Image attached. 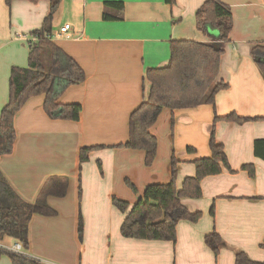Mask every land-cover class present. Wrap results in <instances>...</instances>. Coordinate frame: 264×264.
<instances>
[{
  "label": "crops",
  "instance_id": "obj_1",
  "mask_svg": "<svg viewBox=\"0 0 264 264\" xmlns=\"http://www.w3.org/2000/svg\"><path fill=\"white\" fill-rule=\"evenodd\" d=\"M105 1L63 0L53 25V31L71 25V37L55 42L86 71L85 81L60 98L82 105L80 119L54 118L44 108V94L31 97L15 116L12 152L0 157L3 174L28 202L37 200L50 176L69 179L65 196L48 197L56 214L37 213L31 219L25 253L40 264H236L240 251L264 262V160L254 154L255 140L264 138V119L218 121L213 127L216 114L264 117V76L251 54L256 43L264 42V0H221L234 15L219 74L229 87L217 93L215 105L163 108L150 128L158 139L151 165L143 149L122 145L129 137V118L148 97L146 70L169 62L173 39L210 40L196 28V12L206 0H175L173 5L118 0L125 3L122 21L103 19ZM49 12L48 0H13L11 5L0 0V115L9 101L11 69L28 66L29 40ZM226 127L230 132L219 137ZM213 128L233 171L225 168L203 178L202 196L183 199L192 212L202 211L201 218L181 219L175 241L125 237L126 213L114 198L132 206L148 185L169 183L173 156L180 188L186 176L195 175L193 160L211 155ZM84 146L94 147L81 162ZM189 146L196 152H188ZM246 163L255 165L253 176L242 169ZM213 231L222 239L218 253L205 240ZM0 264L13 263L0 255Z\"/></svg>",
  "mask_w": 264,
  "mask_h": 264
},
{
  "label": "trees",
  "instance_id": "obj_2",
  "mask_svg": "<svg viewBox=\"0 0 264 264\" xmlns=\"http://www.w3.org/2000/svg\"><path fill=\"white\" fill-rule=\"evenodd\" d=\"M11 5L13 0H5ZM39 1V0H29ZM50 12L43 26L34 31L38 41L30 43L29 63L26 67L13 66L10 75V96L0 115V157L12 152L16 140L15 116L31 97L44 94V108L54 118L77 121L80 119V103H63L62 94L71 86L86 79L82 65L62 46L46 37L52 32L55 19L63 0H48ZM173 5L175 0H165ZM125 3L118 0L104 2L103 19L122 21ZM196 28L209 37L208 41L194 39H173L171 56L166 65L150 67L145 72V80L150 84L148 97L135 108L129 118V137L122 145L133 149H143L146 163L151 165L157 154V137L150 128L157 121L163 108H195L202 104L215 105L216 95L227 89L229 83L220 74L221 58L225 45L231 41L234 28V15L229 4L221 0H206L196 12ZM217 31V35L210 30ZM251 54L264 76V42L256 43ZM264 117H245L230 112L215 115L218 121L244 123ZM213 128L210 134V156L193 160L196 166L194 176H187L179 188L176 183V158L173 156L172 180L169 183L148 185L143 195L132 206L129 202L114 198V204L126 213L121 232L125 237L148 240H176L177 223L181 219L198 221L202 211L192 212L183 202L184 198L202 196L201 180L209 175L219 174L223 169H231L223 143L215 137ZM94 146H84L80 150V161L89 159ZM188 152H195L193 146ZM254 154L264 160V138L254 142ZM242 169L255 174V165L246 163ZM127 183L136 190L133 183ZM69 187L66 176L52 175L44 183L35 202L24 200L0 169V240L9 238L20 240L24 247L29 244V224L34 214L55 215L48 202L50 195L65 196ZM131 206V207H130ZM213 212V211H212ZM207 244L219 252L222 239L216 231L205 238ZM1 255V254H0ZM13 264H40L29 255L10 254ZM236 264H264L254 261L244 251L236 255Z\"/></svg>",
  "mask_w": 264,
  "mask_h": 264
},
{
  "label": "built area",
  "instance_id": "obj_3",
  "mask_svg": "<svg viewBox=\"0 0 264 264\" xmlns=\"http://www.w3.org/2000/svg\"><path fill=\"white\" fill-rule=\"evenodd\" d=\"M71 25L66 23L62 25L57 31H53L46 34V37L52 41H55L60 38H70ZM38 41V36L33 34V37L29 40L30 43ZM7 253L10 254H22L28 255L25 253V247L20 240L13 239L12 241L8 242L6 240H0V254ZM30 256V255H29Z\"/></svg>",
  "mask_w": 264,
  "mask_h": 264
},
{
  "label": "rangeland",
  "instance_id": "obj_4",
  "mask_svg": "<svg viewBox=\"0 0 264 264\" xmlns=\"http://www.w3.org/2000/svg\"><path fill=\"white\" fill-rule=\"evenodd\" d=\"M62 4H63V3H62ZM231 123H232V122H231ZM207 126H208V125H206V127H207ZM173 127H174V126L172 125V131H174V130H173ZM162 130H163V129H162ZM229 130H230V129L227 128V127H226L225 129H223V130H219L218 133H220V132L222 131V133L220 134L219 137L223 138L227 133L230 132ZM214 133H215V137H216V139L218 140V137H217V134H216V133H217V130H216V129L214 130ZM161 140H162V142H163V145L167 143V138L165 139L164 136H163V138H162ZM209 140H210V137H209ZM157 142H158V139H157ZM194 148H195V152H196V147H194ZM190 153H191V152H190ZM226 154H227V152H226ZM227 156H228V154H227ZM105 161H107V160L105 159ZM176 164H177V162H176ZM176 167H177V165H176ZM111 173H112V172H111ZM195 173H196V168H195ZM176 175H177V173H176ZM186 177H187V176H186ZM186 177H185V178H186ZM185 178H184V179H185ZM183 181H184V180H183ZM124 183H125V181H124ZM125 184H127V186H128L129 188H131V186L127 183V181H126ZM181 186H182V185H181ZM131 189L133 190V188H131ZM133 191H134V190H133ZM117 209H118V208H117ZM9 240L12 241L11 238L7 239V241H9ZM1 256L3 257V256H9V255H8L7 253H2Z\"/></svg>",
  "mask_w": 264,
  "mask_h": 264
}]
</instances>
